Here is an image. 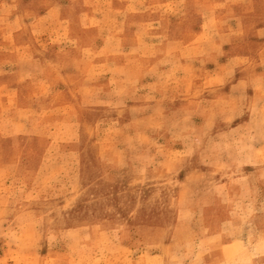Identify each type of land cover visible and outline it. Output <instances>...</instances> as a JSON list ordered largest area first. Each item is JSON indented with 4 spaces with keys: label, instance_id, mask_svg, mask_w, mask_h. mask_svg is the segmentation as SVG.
Returning a JSON list of instances; mask_svg holds the SVG:
<instances>
[{
    "label": "rangeland",
    "instance_id": "1",
    "mask_svg": "<svg viewBox=\"0 0 264 264\" xmlns=\"http://www.w3.org/2000/svg\"><path fill=\"white\" fill-rule=\"evenodd\" d=\"M264 0H0V264H264Z\"/></svg>",
    "mask_w": 264,
    "mask_h": 264
},
{
    "label": "crops",
    "instance_id": "2",
    "mask_svg": "<svg viewBox=\"0 0 264 264\" xmlns=\"http://www.w3.org/2000/svg\"><path fill=\"white\" fill-rule=\"evenodd\" d=\"M258 35L260 36L261 39L264 38V27L258 29Z\"/></svg>",
    "mask_w": 264,
    "mask_h": 264
}]
</instances>
